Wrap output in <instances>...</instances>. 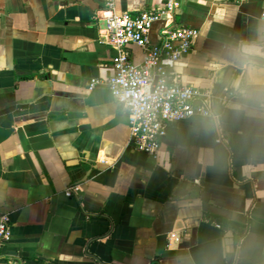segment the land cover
<instances>
[{
	"label": "crops",
	"instance_id": "crops-1",
	"mask_svg": "<svg viewBox=\"0 0 264 264\" xmlns=\"http://www.w3.org/2000/svg\"><path fill=\"white\" fill-rule=\"evenodd\" d=\"M108 1L130 15L164 2L0 0V264H264V55L242 51L264 49V0H180L153 24L149 47L165 26L198 30L175 65L184 84L235 92L217 121L170 124L156 158L108 89H87L113 74L95 19Z\"/></svg>",
	"mask_w": 264,
	"mask_h": 264
},
{
	"label": "built area",
	"instance_id": "built-area-1",
	"mask_svg": "<svg viewBox=\"0 0 264 264\" xmlns=\"http://www.w3.org/2000/svg\"><path fill=\"white\" fill-rule=\"evenodd\" d=\"M227 1L239 5L243 0ZM179 6L180 0H164L163 6L155 11L130 15L117 13L114 4L108 1L95 16L103 22L107 42L116 56L112 64L113 74L105 80L91 79L87 89L91 91L98 86L108 89L116 104L126 111L132 147L153 158H156L170 124L196 116L217 121L220 115L213 113V103L224 107L235 97L234 90L226 89L227 96L215 100L210 91L184 84L176 73L175 65L190 51L198 30L165 26L160 32V43L149 47L153 24L171 17ZM260 19L264 21V13ZM131 45L144 50L139 64L131 61L126 52ZM78 189V186H72L65 195L69 197ZM10 239L8 216L0 213V254ZM170 240L179 241L180 238L171 233Z\"/></svg>",
	"mask_w": 264,
	"mask_h": 264
},
{
	"label": "clouds",
	"instance_id": "clouds-1",
	"mask_svg": "<svg viewBox=\"0 0 264 264\" xmlns=\"http://www.w3.org/2000/svg\"><path fill=\"white\" fill-rule=\"evenodd\" d=\"M242 51L247 56L264 55V49L257 44L246 45Z\"/></svg>",
	"mask_w": 264,
	"mask_h": 264
}]
</instances>
